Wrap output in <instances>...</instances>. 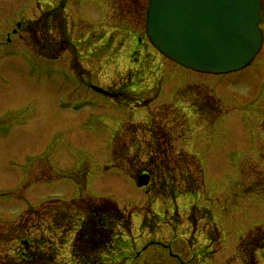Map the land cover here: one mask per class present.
<instances>
[{
	"label": "rangeland",
	"instance_id": "374dc122",
	"mask_svg": "<svg viewBox=\"0 0 264 264\" xmlns=\"http://www.w3.org/2000/svg\"><path fill=\"white\" fill-rule=\"evenodd\" d=\"M58 1L0 0V264L33 251L73 264L81 215L60 202L80 196L130 213L124 264H242L241 236L264 225V39L248 65L203 74L143 44L147 0H65L74 45L61 50L53 23L28 29ZM123 83L133 91L118 94ZM154 125L171 138L165 180L150 165ZM255 254L264 264V246Z\"/></svg>",
	"mask_w": 264,
	"mask_h": 264
},
{
	"label": "water",
	"instance_id": "95a60500",
	"mask_svg": "<svg viewBox=\"0 0 264 264\" xmlns=\"http://www.w3.org/2000/svg\"><path fill=\"white\" fill-rule=\"evenodd\" d=\"M260 0H149L146 32L169 58L196 70L226 72L258 51ZM149 175L138 176V184Z\"/></svg>",
	"mask_w": 264,
	"mask_h": 264
},
{
	"label": "trees",
	"instance_id": "16d2710c",
	"mask_svg": "<svg viewBox=\"0 0 264 264\" xmlns=\"http://www.w3.org/2000/svg\"><path fill=\"white\" fill-rule=\"evenodd\" d=\"M64 1H61L57 6L43 11L41 15L33 20L31 24L34 26V31L41 32L44 37V32L48 29V21L51 16H56L58 22L65 21V15L63 14ZM60 39L58 40L60 46L59 49L65 48L68 44V37L65 31V27H61ZM47 41H49L47 39ZM56 50V48H55ZM116 98V97H115ZM180 118H184V114L181 113ZM181 126L185 124L181 123ZM127 128L125 127L121 132H124ZM150 150L152 160L157 159L156 163H150L155 165V169L158 173V177L161 180L172 177V166L170 152H168L170 145L169 132L162 130L159 126L154 125V129H150ZM169 145V146H168ZM120 153V151H119ZM121 155L117 154L119 158ZM116 157V159H117ZM190 161L193 158L190 157ZM174 162V161H173ZM194 164V163H191ZM176 167V166H175ZM149 172L151 175L154 171L148 167H139L136 170V175L142 171ZM183 174V171H181ZM135 175V176H136ZM184 180L187 181L189 178L188 172H184ZM165 189H167L166 183ZM188 188V191L193 192L194 187ZM194 188V189H193ZM175 189L170 188L168 193L164 192L165 196L175 197ZM169 194V195H167ZM68 207L73 210H79L81 220L79 222V228L77 229L75 236L70 244V255L76 264H122V262H113V257L110 254L114 253L112 248L117 247L116 251L121 254L120 245H115V242L120 238L119 231L125 232L130 231V214L124 209L120 208L114 201L107 198L91 199L90 197L78 198L68 203ZM67 208V207H63ZM191 209L194 210V207ZM193 213V212H192ZM191 213V215H192ZM190 215V216H191ZM114 246V247H113ZM264 246V225L256 226L247 231L241 236L238 243V251L242 257V264H257L255 258V250ZM21 258L23 264H49L52 259L51 256L43 255L42 253L37 254L33 252H22ZM126 257H121L120 261H125ZM22 263V261H21Z\"/></svg>",
	"mask_w": 264,
	"mask_h": 264
},
{
	"label": "bare ground",
	"instance_id": "6f19581e",
	"mask_svg": "<svg viewBox=\"0 0 264 264\" xmlns=\"http://www.w3.org/2000/svg\"><path fill=\"white\" fill-rule=\"evenodd\" d=\"M261 31H262V34L264 35L263 29H261ZM260 46H261V45H260Z\"/></svg>",
	"mask_w": 264,
	"mask_h": 264
}]
</instances>
